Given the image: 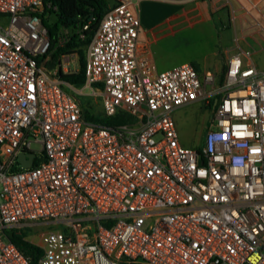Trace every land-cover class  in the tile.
<instances>
[{
  "label": "built area",
  "instance_id": "1",
  "mask_svg": "<svg viewBox=\"0 0 264 264\" xmlns=\"http://www.w3.org/2000/svg\"><path fill=\"white\" fill-rule=\"evenodd\" d=\"M56 11L0 0V264H29L12 229L41 249L37 264H264V69L235 52L222 81L190 62L156 70L137 53L133 0H116L90 35L93 17L79 16L51 41L43 20ZM73 35L87 42L83 87L102 115L132 121L87 120L60 78L78 72L74 56L48 66ZM196 101L212 114L192 148L173 111Z\"/></svg>",
  "mask_w": 264,
  "mask_h": 264
},
{
  "label": "rangeland",
  "instance_id": "2",
  "mask_svg": "<svg viewBox=\"0 0 264 264\" xmlns=\"http://www.w3.org/2000/svg\"><path fill=\"white\" fill-rule=\"evenodd\" d=\"M177 5L185 9L187 16L192 15L194 18H202L203 15L210 17L200 24L189 26L181 24L176 27L177 31L172 38L165 41L169 46V58L165 66L169 67L183 60H194L205 51V47L217 52L221 58L219 71H214L221 78L228 49L221 50L222 45L226 44L235 49H244V52H250L249 57L255 65L264 69V0H261L258 7V13L251 12L245 18L239 19L240 10L235 6L238 5L234 0H158ZM141 1L136 3L137 11L140 13ZM116 3V0H108V8ZM243 6H248L246 0L240 2ZM107 8V9H108ZM237 20H234L235 18ZM56 15L50 17L49 22L52 24ZM71 34V32H70ZM69 36V33L67 34ZM70 39H61L60 45L53 53L70 52L73 55V61L76 63L78 70L81 62L85 58V42H77L76 46L66 48L65 44ZM197 48L191 49V46ZM64 48L63 50H58ZM226 49V48H224ZM52 53V54H53ZM51 54V55H52ZM247 56V55H246ZM75 97L81 105L88 108L92 113L102 114L103 107L98 94L92 93L82 84H74ZM212 114V109L201 102H193L178 108L174 114L176 130L179 141L186 147H198L204 140V134ZM46 229L55 228V224H47Z\"/></svg>",
  "mask_w": 264,
  "mask_h": 264
},
{
  "label": "crops",
  "instance_id": "3",
  "mask_svg": "<svg viewBox=\"0 0 264 264\" xmlns=\"http://www.w3.org/2000/svg\"><path fill=\"white\" fill-rule=\"evenodd\" d=\"M138 1H141L140 13L136 8L137 14L140 18L137 47L139 57L148 58L158 71L169 69L173 65L183 62L192 63L197 70L201 72L205 70H212L213 72L219 71L221 58L218 56L217 52L212 51V49L207 51L208 46L205 47V51L199 54L200 56L194 60H183L169 67L165 66L166 60L169 58V46L165 45V41L173 37L177 31L176 27L181 24H188L189 26L200 24L204 20L210 19V17L206 15H203L202 18H194L192 15L187 16L184 8L158 0H133L135 6ZM235 1L238 4H235V6L240 10L238 16L239 19L245 18L253 11L260 16L258 13V7L261 0H246L249 3L248 6H243L240 3L243 0H234V3ZM237 19L238 18L236 17L234 20ZM194 48H197V45L191 46V49ZM227 49L228 55L234 54L235 52H244V49L242 48L235 49V47H229L226 44L222 45V53ZM241 57L244 65H253L257 67L249 55L246 56L245 54H242ZM176 110L173 111V114Z\"/></svg>",
  "mask_w": 264,
  "mask_h": 264
},
{
  "label": "trees",
  "instance_id": "4",
  "mask_svg": "<svg viewBox=\"0 0 264 264\" xmlns=\"http://www.w3.org/2000/svg\"><path fill=\"white\" fill-rule=\"evenodd\" d=\"M50 1L53 5L57 7L55 12L56 19L50 24L46 19L43 20V24L48 28L50 32L51 41L56 40V31L60 26L66 28H75L77 22L80 19L84 21L91 19L90 27L88 31L84 33L90 35L97 22L102 18L105 11L108 8V0H47ZM79 42L75 35L71 36L70 40L65 44L66 48H71L76 46V43ZM60 48L58 50H63ZM57 52L53 53L50 60L48 61V66H53L56 58ZM84 66L85 58L81 62L80 69L76 73L62 74L60 73V78L71 84H82L85 80L84 76ZM224 70L221 74L220 81L224 78ZM83 108L84 117L87 120L99 122L107 126H114L120 123H126L132 121L130 117L117 113L115 116H103L100 113H92L88 108L81 105ZM8 238L15 243V245L20 249V251L29 257V264H37V260L41 255V249L24 239L25 232L20 230H9L5 231Z\"/></svg>",
  "mask_w": 264,
  "mask_h": 264
},
{
  "label": "water",
  "instance_id": "5",
  "mask_svg": "<svg viewBox=\"0 0 264 264\" xmlns=\"http://www.w3.org/2000/svg\"><path fill=\"white\" fill-rule=\"evenodd\" d=\"M18 157L23 166H30L32 164L33 153H29L27 159L25 158V155L23 153H20Z\"/></svg>",
  "mask_w": 264,
  "mask_h": 264
}]
</instances>
